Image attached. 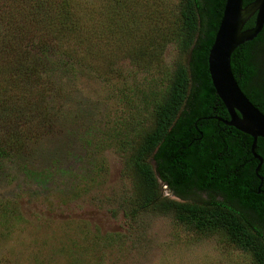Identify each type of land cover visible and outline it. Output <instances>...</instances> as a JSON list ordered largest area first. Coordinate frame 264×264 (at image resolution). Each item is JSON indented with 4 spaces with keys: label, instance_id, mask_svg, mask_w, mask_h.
Masks as SVG:
<instances>
[{
    "label": "rangeland",
    "instance_id": "374dc122",
    "mask_svg": "<svg viewBox=\"0 0 264 264\" xmlns=\"http://www.w3.org/2000/svg\"><path fill=\"white\" fill-rule=\"evenodd\" d=\"M72 1L83 14L88 48L67 53L70 64L60 52L47 58L48 79L33 86L31 107L50 126L40 127L23 155L1 162L0 260L253 264L222 230L197 231L170 210L137 207L129 157L137 131L149 124L150 99L181 59L173 40L156 46L178 27V0ZM19 92L7 95L28 97ZM160 192L178 200L161 183Z\"/></svg>",
    "mask_w": 264,
    "mask_h": 264
},
{
    "label": "trees",
    "instance_id": "16d2710c",
    "mask_svg": "<svg viewBox=\"0 0 264 264\" xmlns=\"http://www.w3.org/2000/svg\"><path fill=\"white\" fill-rule=\"evenodd\" d=\"M241 1L245 5L251 0ZM223 3L178 0V27L160 36L156 46L173 40L181 59L161 94L150 99L149 124L137 131L128 164L139 209L170 210L197 231L222 230L253 264H264V138L255 141L259 162L250 152L251 137L219 120L227 113L207 72ZM252 23L253 16L242 28ZM85 28L72 0H0V165L6 155H23L40 127L50 126L31 107L32 88L46 85L41 80L48 76L46 61L52 53H62L70 64L67 53L88 48ZM16 90L28 97L18 102V95L16 100L7 95ZM160 183L178 200L163 196ZM196 193L206 198L190 200Z\"/></svg>",
    "mask_w": 264,
    "mask_h": 264
},
{
    "label": "water",
    "instance_id": "95a60500",
    "mask_svg": "<svg viewBox=\"0 0 264 264\" xmlns=\"http://www.w3.org/2000/svg\"><path fill=\"white\" fill-rule=\"evenodd\" d=\"M251 16L252 25L242 28L244 22ZM263 23L264 0H251L245 5H242L241 0H224L206 58L210 83L228 115V119L219 120L251 137L250 152L259 162L261 158L254 152V146L257 137L264 138V114L237 86L230 68V55L237 46L254 38ZM259 162L255 166V171Z\"/></svg>",
    "mask_w": 264,
    "mask_h": 264
},
{
    "label": "flooded vegetation",
    "instance_id": "af4514ba",
    "mask_svg": "<svg viewBox=\"0 0 264 264\" xmlns=\"http://www.w3.org/2000/svg\"><path fill=\"white\" fill-rule=\"evenodd\" d=\"M231 66L239 89L260 112L264 111V23L254 38L237 46Z\"/></svg>",
    "mask_w": 264,
    "mask_h": 264
}]
</instances>
